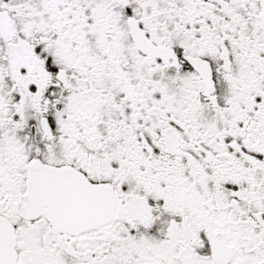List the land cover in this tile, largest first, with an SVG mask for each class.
Returning <instances> with one entry per match:
<instances>
[{"label":"snow or ice","instance_id":"obj_1","mask_svg":"<svg viewBox=\"0 0 264 264\" xmlns=\"http://www.w3.org/2000/svg\"><path fill=\"white\" fill-rule=\"evenodd\" d=\"M0 264H264V0H0Z\"/></svg>","mask_w":264,"mask_h":264}]
</instances>
